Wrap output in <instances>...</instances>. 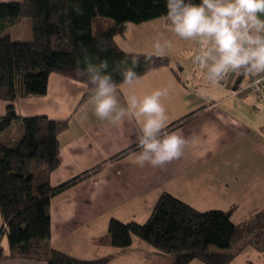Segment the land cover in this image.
I'll use <instances>...</instances> for the list:
<instances>
[{
	"label": "crops",
	"instance_id": "obj_1",
	"mask_svg": "<svg viewBox=\"0 0 264 264\" xmlns=\"http://www.w3.org/2000/svg\"><path fill=\"white\" fill-rule=\"evenodd\" d=\"M258 15L264 17V13ZM23 19L26 30L20 29ZM10 27L18 29L12 34ZM5 33L13 39L16 35L19 41L31 40L30 18L9 25ZM157 33L173 40L174 47L164 54L173 65L148 71L132 86L118 84L117 94L120 104L126 106L129 94L142 95L168 87V95L161 97L168 115L167 127L201 109L168 130H181L186 143L179 157L163 165L141 166L134 162L139 130L136 119L125 117L113 123L97 117L90 97L79 104L87 90L80 80L52 72L46 94L14 102L17 113L23 117L69 118V126L58 136L60 163L51 172L50 182L57 186L89 173L51 198L50 243L74 257L109 256L107 264H171L169 254L138 236H133L126 248L111 245L108 237L111 219L146 222L164 192L199 211L233 208L235 223L264 207V104L243 89L232 93L229 88L211 84L191 62L190 54L196 45L176 37L169 30L166 17L131 24L128 33L116 35L115 40L125 52L155 54L152 41ZM237 76L238 73H231L230 87ZM202 88L207 89V96L199 95ZM6 104L0 100V117L6 112ZM16 124L20 128V121ZM20 137L16 136L14 143ZM3 222L0 209V228ZM2 245L8 252L6 237ZM242 262L264 264V252L248 248L231 264ZM0 264L46 262L11 258ZM188 264L207 263L193 259Z\"/></svg>",
	"mask_w": 264,
	"mask_h": 264
},
{
	"label": "trees",
	"instance_id": "obj_2",
	"mask_svg": "<svg viewBox=\"0 0 264 264\" xmlns=\"http://www.w3.org/2000/svg\"><path fill=\"white\" fill-rule=\"evenodd\" d=\"M165 13L166 0L0 1V100L7 102L6 112L0 117V209L4 220L0 228V262L29 258L46 264L108 263L109 256L80 259L52 247L50 200L89 172L53 186L50 175L60 163L58 136L69 126V118L23 117L14 102L46 94L49 75L57 72L87 85L81 104L92 91L79 71L86 57L107 58L108 71L117 85L122 80L119 69L130 66L129 55L139 57V76L172 66L168 56L151 53L146 59L150 53L125 52L115 40L116 35L128 33L129 25L166 17ZM24 17L31 20L32 39L15 41L4 30ZM99 41H103V51L97 47ZM121 59L128 60V64H119L114 70V62ZM239 77L244 78L238 73L236 80ZM200 110L172 123L167 130ZM14 121H20L22 135L15 143H4L2 134ZM233 210L199 211L164 192L146 222L111 219L109 242L126 248L133 236H138L169 254L171 264H188L193 259L231 264L248 248L264 252V207L239 223L232 220ZM4 237L8 252L2 245Z\"/></svg>",
	"mask_w": 264,
	"mask_h": 264
},
{
	"label": "clouds",
	"instance_id": "obj_3",
	"mask_svg": "<svg viewBox=\"0 0 264 264\" xmlns=\"http://www.w3.org/2000/svg\"><path fill=\"white\" fill-rule=\"evenodd\" d=\"M264 0H166V19L169 30L176 37L194 43L190 54L191 62L202 70L204 77L216 84L229 73H239L254 79L259 85L264 81ZM103 51V41L97 43ZM152 47L155 54L164 55L174 47V42L157 33ZM151 53L146 59L151 58ZM130 66L119 69L121 83L129 86L139 80L136 67L137 55H129ZM121 59L114 62L128 64ZM107 58L86 57L80 74L91 86L90 99L97 117L117 122L125 117H134L138 124L134 162L153 166L179 157L186 138L179 129L168 131V115L161 97L167 96L168 87H158L142 95L129 94L126 106L120 104L117 84L112 72L108 71ZM207 96V89L199 90Z\"/></svg>",
	"mask_w": 264,
	"mask_h": 264
},
{
	"label": "built area",
	"instance_id": "obj_4",
	"mask_svg": "<svg viewBox=\"0 0 264 264\" xmlns=\"http://www.w3.org/2000/svg\"><path fill=\"white\" fill-rule=\"evenodd\" d=\"M197 70L202 71L198 68ZM230 76H231V73L227 74L223 80H221L220 82L216 84H218L222 88H229L232 93H236L237 90H233L232 88L233 86L230 87L228 84ZM243 82H245V84L242 86ZM242 83L240 85V88L238 89L239 91L242 89L245 90L247 93H249L250 95L254 97L256 102L264 104V81H262L259 85H257L254 82L253 78L244 77Z\"/></svg>",
	"mask_w": 264,
	"mask_h": 264
},
{
	"label": "rangeland",
	"instance_id": "obj_5",
	"mask_svg": "<svg viewBox=\"0 0 264 264\" xmlns=\"http://www.w3.org/2000/svg\"><path fill=\"white\" fill-rule=\"evenodd\" d=\"M16 29H18V28L17 27H10V29L8 31L13 34V32H15L14 30H16ZM20 29H25L26 30V20L23 19V21L20 23ZM13 40H15V41L18 40L16 35H14V39ZM244 84H245V82L242 83V86ZM19 133H20V128L16 124V121H14L12 126H11V128H9L8 131H5L2 134V140L4 141V143H12V142H14L16 136H18V135L21 136V133L20 134ZM246 255H248V254H246ZM240 257H243V256H240ZM242 264H244V263L242 262Z\"/></svg>",
	"mask_w": 264,
	"mask_h": 264
},
{
	"label": "water",
	"instance_id": "obj_6",
	"mask_svg": "<svg viewBox=\"0 0 264 264\" xmlns=\"http://www.w3.org/2000/svg\"><path fill=\"white\" fill-rule=\"evenodd\" d=\"M242 81H243V77H239L236 81H235V83L233 84V90H238L239 89V86L241 85V83H242Z\"/></svg>",
	"mask_w": 264,
	"mask_h": 264
}]
</instances>
